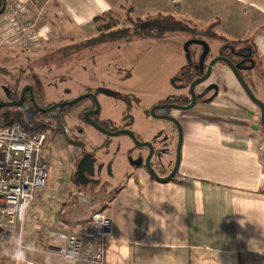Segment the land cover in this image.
<instances>
[{
  "label": "crops",
  "instance_id": "obj_1",
  "mask_svg": "<svg viewBox=\"0 0 264 264\" xmlns=\"http://www.w3.org/2000/svg\"><path fill=\"white\" fill-rule=\"evenodd\" d=\"M126 2L40 0L42 10H52L40 27L44 32L67 22L86 30L95 18ZM128 2L134 13L144 8L186 18L197 26L216 24L215 32L226 41L249 40L264 72V0ZM232 79L239 85L236 77ZM253 79L259 90L262 81ZM227 85L232 87L225 80L222 99L181 114L185 139L175 181L163 184L139 172L114 185L116 192L107 198V206L106 199L91 204L90 208L103 206L95 212L114 222V235L105 241L104 264H264V167L258 155L264 134L257 129V106ZM53 138L46 152L54 185L49 183L50 188L38 195L27 214L24 233L16 232L13 240L3 244L5 248L0 245V264H14L17 252L33 264H86L60 258L49 239L55 229L85 236L91 225L84 222L91 220L94 211L86 207L91 197L72 187V164L80 150L62 134ZM70 189L74 199L57 210L52 199Z\"/></svg>",
  "mask_w": 264,
  "mask_h": 264
},
{
  "label": "flooded vegetation",
  "instance_id": "obj_2",
  "mask_svg": "<svg viewBox=\"0 0 264 264\" xmlns=\"http://www.w3.org/2000/svg\"><path fill=\"white\" fill-rule=\"evenodd\" d=\"M199 47H201V51H203V47ZM202 54L203 52L199 55L194 52L191 55V60H187L189 69L184 73L189 75L188 80L191 79L192 82L188 83L186 81V74L177 75L172 81L175 92L172 95H168L163 100L156 102L151 100L150 97H140L138 88L124 84L131 79L130 77L132 73L129 69L123 68L115 72V76L114 74L109 76V81L102 80L97 87L85 85L82 91L79 90L76 94L72 93L70 89H65L62 96L57 94L56 100H49L46 98L44 100L43 97L44 95L46 96L45 91L43 92L42 90L39 91V89L35 90V88H33L35 103L40 109L49 110L46 114L39 112L34 106L29 92L25 94L24 106L32 116V119L42 121L46 124L45 126H47L48 131L51 133L55 132L54 130L61 131L62 133L60 134L66 137L72 145L76 146L80 150L79 158L73 161L72 164L71 179L73 181L72 187L74 189L85 192L83 196L91 197L89 200L92 202L94 195L101 196L102 193L104 194L108 190L109 195L111 197L114 196V193L116 192V188L114 187L115 184L123 183L128 179L130 180L131 178L137 176L139 172H144L150 177H152L150 173H154L162 179L168 178L173 174L178 162L179 150H181L180 161L182 159V150L185 139L183 129L184 126L181 114L176 113L181 110L167 109L165 107L189 106L192 103V95L190 91L191 85L206 75L211 63L217 58L228 59L235 66H239L240 75L241 73L245 74L249 72V68L251 67L250 65H252V61L250 64L249 61L251 59L248 56L238 52L237 49L232 48L231 46L220 47L218 55L215 57H209L208 55L201 64L200 61ZM220 64L225 65L227 70L232 72V70L225 63H216L209 78L194 89V92L198 97L202 96L207 90H209L205 96L197 99L195 107H197V105L204 106V104H212L213 102L222 99V82L219 77L220 71L216 68ZM215 86L218 87V91L211 89ZM253 86L254 84L252 83V87ZM251 89L252 88H250V90ZM254 89L255 86L253 87V90ZM22 91L19 95L11 92L13 102L20 100ZM253 94L255 95V93ZM142 95L150 96L147 92H144ZM255 96L257 98V95ZM79 98L83 99H81V101L77 104L71 106L67 105ZM109 99H112V102H108L106 104V100ZM211 99L212 101L208 102ZM259 100L262 101L260 98ZM3 102H8V100L6 99ZM56 105H62V107L54 108ZM106 106L109 107L110 110L119 107L122 109L121 123L118 124L112 121L110 117L103 115ZM137 107H141L147 120H153L157 123V132L149 140L140 139L139 135L132 131V128L136 123V117L134 118L133 111ZM9 109L23 113L28 120V113L26 110L20 108ZM258 110L259 115L257 117V129L261 130L264 134L262 113L259 108ZM184 112L185 113L182 114L187 115L188 112ZM92 131H95V133L99 136L92 134V137L94 138H91L90 132L92 133ZM121 131L131 132L139 144H137L130 136L121 135L128 139L127 145H129L130 148L124 150L123 152L118 147H115L114 149L113 140L119 138L120 136L112 137L109 136L108 133L115 134ZM169 133L176 135L173 153L174 156L172 153V156L170 155L174 158L173 162H170L168 159L170 146L172 145L168 136ZM86 156L88 158L84 163L89 162L90 166L85 165L83 167L85 172L84 177L81 178L80 176L78 177L77 174L80 164L84 161ZM179 171L180 168L176 172L172 181L177 179ZM97 199L98 197H96V200ZM102 199H105V197ZM102 199L100 198L98 201H101Z\"/></svg>",
  "mask_w": 264,
  "mask_h": 264
},
{
  "label": "rangeland",
  "instance_id": "obj_3",
  "mask_svg": "<svg viewBox=\"0 0 264 264\" xmlns=\"http://www.w3.org/2000/svg\"><path fill=\"white\" fill-rule=\"evenodd\" d=\"M26 4L31 6L33 16L39 20V27L42 25V21H45L43 16L52 13L50 12L52 10H42L40 0H31L26 2ZM124 5H126L125 8L132 7L129 2H126ZM121 8L113 11L110 15L105 17L103 21H100L95 26L92 25L90 28L88 27L86 30L79 29L78 26L67 22H62L56 28H50L49 31L44 30V37L41 39L40 44L32 50H24L21 46L19 47L15 38L7 39L5 44L0 42V101L6 100V95L2 89L3 86H6L7 88L9 86H12L13 88L17 87L20 91L27 86H31L36 90L39 87V84H35L37 77L41 80L42 88L46 93V96L44 95L43 97L44 100L45 98L56 100L57 94L62 96L65 89H70L72 93L76 94L79 90L82 91L85 85L97 87L102 80L109 81L108 77L112 76V74L115 76V72L121 68L129 69L131 71V79L124 84L138 88L140 97H150L151 100L156 102L163 100L168 95H172L175 92L172 81L177 75H179L181 69L187 65L184 46L189 41L188 37L179 35L170 40L158 42L137 41L126 43L123 41L112 45H88L91 43V39L97 37V28L100 26L114 25L115 29H117L127 28L130 25L128 22V16L126 15L127 12ZM151 14H153L151 11L144 10V8L136 10L134 13V15L139 18H144ZM178 15L182 14L178 13ZM1 18L3 19L4 15H2ZM61 18L62 16L60 15V19ZM182 19H185V21L191 23V26L194 25L197 29L203 30L204 32L209 31V28H211V26L206 25L197 26L193 21L186 18ZM5 26L6 22L4 19L0 23V34L8 33ZM213 28L214 27L211 29ZM41 29L43 28L40 27V30ZM226 43L227 42L223 41H218L216 43L211 42L209 44V57H215L218 55L220 47L225 46ZM190 50L196 52L197 55L203 52L199 45H192ZM257 63L259 64L258 61ZM216 68L220 71L219 77L221 82L224 83L225 80H227L231 84L232 87L227 85L228 90H231L232 88L237 91L239 90L238 95L240 97H248L241 84L239 83V88V85H237L232 79V76L235 77L233 72L227 71L226 66L223 64L218 65ZM257 73H260V80L262 82L259 90L257 87L254 89V93L257 95L258 100L259 98L264 100V72L259 65ZM27 74L32 75L28 77ZM255 82L256 79H253V84ZM261 89L263 90L261 91ZM144 92L149 93L150 96L142 95ZM106 101L107 104L108 102H112V99ZM202 108L203 105H199L195 107L193 111H199ZM193 111L189 110L186 111V113ZM176 113L182 114L185 112L177 111ZM103 115L110 117L112 121L119 124L122 120V109L119 107L110 110V108L106 106ZM133 115L134 118L136 117V123L133 126L132 131L138 134L140 139H151L157 132V123L153 120H147L141 107L135 108ZM26 122L27 119L22 123L25 124ZM52 134L53 136L51 138L49 137L50 140L48 143L50 144L51 141V146L53 142H55V138L53 137L56 132H53ZM92 134L99 136L95 131H92V133L90 132L91 138H94L92 137ZM168 136L172 142L168 159L170 162H173L174 158L171 156L174 153L176 135L169 133ZM127 140L128 139L124 136L114 139L113 148L115 149V147H118L122 152L129 149L130 146L127 145ZM43 157L47 158V152L43 153ZM49 176V183L51 184L50 186H52L54 185L53 182L55 180L52 175V169ZM69 187L71 188V186ZM71 189L67 193H63L68 196V199H65L63 194H59L58 199L51 197L53 198L52 201H57L55 202V208H57V210L62 207L61 205L65 202H72L74 196ZM96 197H98V199L105 197L106 205L107 198L110 197L109 190L104 194L102 193L101 196L94 195L92 199L93 201L90 202V200L86 203L87 208H90L91 204L102 202L103 199L98 201V199L96 200ZM80 208L83 210L84 205ZM100 208L101 207L96 206L91 207L90 209H94L91 214H96L97 212H95V209L99 210ZM31 209H33V206ZM5 243L6 241L1 240L0 245L5 248L3 245Z\"/></svg>",
  "mask_w": 264,
  "mask_h": 264
},
{
  "label": "built area",
  "instance_id": "obj_4",
  "mask_svg": "<svg viewBox=\"0 0 264 264\" xmlns=\"http://www.w3.org/2000/svg\"><path fill=\"white\" fill-rule=\"evenodd\" d=\"M3 5L8 35L0 34V42L5 44L7 39L15 38L24 50L38 47L44 35L31 6L23 0H3ZM45 125L40 120L30 124L27 120L26 124L16 121L0 129V242L13 240L16 232L24 233L28 212L38 195L49 187L51 162L43 153L50 132ZM258 155L264 167V143L259 144ZM113 235V220L97 212L85 236L55 229L49 239L63 260L104 264L105 241ZM20 264L33 263L23 257Z\"/></svg>",
  "mask_w": 264,
  "mask_h": 264
},
{
  "label": "trees",
  "instance_id": "obj_5",
  "mask_svg": "<svg viewBox=\"0 0 264 264\" xmlns=\"http://www.w3.org/2000/svg\"><path fill=\"white\" fill-rule=\"evenodd\" d=\"M129 0H127L128 2ZM3 0H0V11L3 9ZM126 5H124L121 9L124 10L126 15L128 16V22L129 26L127 28H117L115 29L114 25H106V26H100L97 28V37L91 39V43L88 45H112L118 42H137V41H152V42H158V41H166L170 40L172 38H175L179 35H183L185 37H188L189 40H200L204 41L206 44H210L211 42H218L223 41L227 42L225 46H231L232 48L237 49L238 52L243 53L244 55L248 56L251 60L249 61L251 64V61L255 63V67L253 69H250L249 72L243 74L241 73L242 77L244 78L245 82L248 84V86L251 89V91L254 93L252 83V78L255 76L259 79L260 73H257L258 63H257V52L254 49L253 44L247 40V41H226L223 37L219 36L215 32L216 24H214L212 27L213 29L209 28V31L204 32L203 30L197 29L196 26H191V23L188 21H185V19H182L176 15H165L162 13H153L151 15H148L144 18H139L134 15L133 8H125ZM110 13L103 14L100 17H97L93 20L94 26L98 24L100 21H103L105 17L110 15ZM59 17V16H58ZM43 19H45V16H43ZM89 41V42H90ZM239 46V47H238ZM194 52L191 51V55ZM251 66V65H250ZM260 67V65H259ZM189 69V65H185L179 75H184L186 70ZM28 77L32 74H27ZM189 75L186 74V81L188 83H191L192 80H188ZM35 84H39L38 89L39 91H43L41 80L37 77V81ZM4 87V86H3ZM2 87V88H3ZM6 87V86H5ZM11 92L14 94H18L21 92L19 88H13L12 86L8 87ZM26 116L23 115V113L16 112L13 109H2L0 110V129L7 127L11 125L12 123L16 121H22L24 122L26 120ZM21 122V123H22ZM24 124V123H23ZM26 124V123H25ZM56 133L60 134L61 131L54 130ZM92 220V218H91ZM91 220H88L84 222V224L91 225ZM4 262V261H3Z\"/></svg>",
  "mask_w": 264,
  "mask_h": 264
},
{
  "label": "water",
  "instance_id": "obj_6",
  "mask_svg": "<svg viewBox=\"0 0 264 264\" xmlns=\"http://www.w3.org/2000/svg\"><path fill=\"white\" fill-rule=\"evenodd\" d=\"M4 13V9H2L0 11V16L3 15ZM192 45H199V46H202L203 47V54H202V57H201V64L203 63V61L206 59V57L209 55V50H210V47L208 46V44H206L204 41H200V40H189L185 46H184V51L187 55V60H191V53H190V48ZM218 62H223L225 63L231 70L232 72L234 73V75L236 76V78L238 79L239 83L241 84L242 88L244 89L245 93L247 94V96L252 100V102L254 104H256L258 106V108L261 110V113H262V124L264 126V103L261 102L260 100H258L256 98V96L253 94V92L250 90V88L248 87V85L246 84V82L244 81V79L242 78V76L240 75V72H239V66H235L230 60L228 59H225V58H217L215 59L209 69H208V72L206 73V75L198 80V81H195L192 85H191V95H192V103L189 105V106H185V107H179V106H166L165 108L167 109H175V110H181V111H189V110H192L195 106H196V101L197 99H200L202 98L203 96H205L209 90H207L202 96H196L195 92H194V89L204 83L210 76L211 72H212V69L214 67V65ZM255 67V63L252 61V65L249 69H253ZM5 95H6V99L8 100V102H3V101H0V110L2 109H9V108H20V109H23V110H26L27 113H28V123H32L33 119H32V116L30 115V113L28 112V110L26 109V107L24 106V98H25V94L27 92L30 93L31 95V99H32V102L34 103V106L38 109L39 112L41 113H48L49 110H42L40 109L37 104L35 103V99H34V89L31 87V86H27L23 89L22 93H21V98L19 101L17 102H13V98H12V94H11V91L9 88L7 87H3L2 88ZM211 89H214L216 91H218V87L215 86V87H212ZM85 98V97H83ZM83 98H79L78 100L74 101V102H71V103H68L67 105L71 106V105H75L77 104L79 101H81V99ZM212 101L209 100L208 102ZM57 107H62V105H56L54 106V108H57ZM176 121V120H175ZM177 122V121H176ZM178 124V123H177ZM181 130V129H180ZM109 136H112V137H117V136H121V135H127V136H130L137 144H139L135 138V136L131 133V132H128V131H121V132H118V133H115V134H111V133H108ZM181 142H182V135H181ZM180 149H181V145H180ZM180 153H181V150H179V158H178V162L176 164V167H175V170L173 172V174L171 176H169L168 178H159L156 174L154 173H150V175L152 176V178L157 181V182H160V183H169L173 180V178L175 177L176 175V172L179 170L180 168ZM88 157L86 156L84 161L81 162L80 164V167H79V170H78V174L77 176L83 178L84 177V169L83 167L85 165L87 166H90V163H84L86 161Z\"/></svg>",
  "mask_w": 264,
  "mask_h": 264
},
{
  "label": "clouds",
  "instance_id": "obj_7",
  "mask_svg": "<svg viewBox=\"0 0 264 264\" xmlns=\"http://www.w3.org/2000/svg\"><path fill=\"white\" fill-rule=\"evenodd\" d=\"M15 260L17 261V264H20V261L23 259V253L22 252H17L15 254Z\"/></svg>",
  "mask_w": 264,
  "mask_h": 264
}]
</instances>
